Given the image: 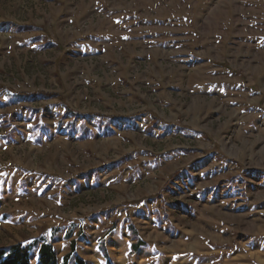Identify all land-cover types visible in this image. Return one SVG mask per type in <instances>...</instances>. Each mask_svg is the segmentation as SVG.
I'll return each instance as SVG.
<instances>
[{
    "label": "rangeland",
    "instance_id": "rangeland-1",
    "mask_svg": "<svg viewBox=\"0 0 264 264\" xmlns=\"http://www.w3.org/2000/svg\"><path fill=\"white\" fill-rule=\"evenodd\" d=\"M37 238L264 259V0H0V249Z\"/></svg>",
    "mask_w": 264,
    "mask_h": 264
},
{
    "label": "trees",
    "instance_id": "trees-1",
    "mask_svg": "<svg viewBox=\"0 0 264 264\" xmlns=\"http://www.w3.org/2000/svg\"><path fill=\"white\" fill-rule=\"evenodd\" d=\"M47 96L43 93H31L29 95L19 94L20 97L26 98V96L37 97ZM145 242L141 239L130 244V251L136 252L140 247L145 246ZM36 250V263L35 264H70L71 257L75 253L76 242L72 240L70 242V251L65 254L61 260L58 258L57 249L52 241L46 239H34L28 244L17 243L9 246L7 249H0V264H31L30 251ZM99 251L107 256L104 247H99ZM75 264H90L86 259L75 255Z\"/></svg>",
    "mask_w": 264,
    "mask_h": 264
},
{
    "label": "crops",
    "instance_id": "crops-1",
    "mask_svg": "<svg viewBox=\"0 0 264 264\" xmlns=\"http://www.w3.org/2000/svg\"><path fill=\"white\" fill-rule=\"evenodd\" d=\"M129 22H131V21H129ZM144 33V30L143 29H140V28H138V29H136L135 28V26H131L130 28H129V31H127V33L128 34H132V35H137V34H139V33ZM120 33H122L121 31H120ZM235 34H237V35H240V33L238 32H235V31H231V35L233 36V35H235ZM227 34H225V35H222V37L224 38V39H226V37H228V36H226ZM245 30H243L242 32H241V36H242V39H243V43H242V51H244V49H245V43H244V40H245ZM216 41V43H219L218 42V39L216 40V39H214V42ZM223 41V40H222ZM239 49V48H238ZM21 93H23V94H26V95H29V94H31V93H38V92H31V93H27V92H20V93H16L14 96L17 98V100H21V99H25V98H22V97H20L19 96V94H21ZM26 97H29V98H32V99H36L37 97H31V96H26ZM242 191V193L243 194H245V189H243V190H241ZM209 193H211L210 191H209ZM99 250V249H98ZM106 251V250H105ZM99 253L101 254V251H99ZM107 253V252H106ZM258 262H259V264H264V259L263 258H261L260 260H258Z\"/></svg>",
    "mask_w": 264,
    "mask_h": 264
}]
</instances>
